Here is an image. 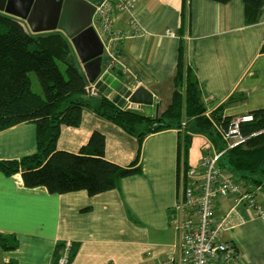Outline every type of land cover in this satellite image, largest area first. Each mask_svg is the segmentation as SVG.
I'll list each match as a JSON object with an SVG mask.
<instances>
[{
  "label": "crops",
  "instance_id": "crops-1",
  "mask_svg": "<svg viewBox=\"0 0 264 264\" xmlns=\"http://www.w3.org/2000/svg\"><path fill=\"white\" fill-rule=\"evenodd\" d=\"M71 1L94 7L95 0ZM132 12L140 32L127 34L114 48L116 64L110 77L120 86L128 90L144 87L153 96V109L163 113L171 103L178 50L183 48L200 102L209 114L220 108L221 117L235 121L264 109V0L251 21L245 0L226 4L134 0ZM75 15L76 11L68 26L77 21ZM130 15L114 12V28L129 31ZM8 16L34 34L25 21ZM94 20L92 15L91 25ZM51 33L59 34L69 45L65 64L93 83L95 79L89 78L72 41L58 28ZM102 49L105 52L99 56L96 75L111 63L106 52L112 48L102 45ZM89 103L78 127L61 126L57 150L77 154L97 132L104 138L107 161L124 168L137 160L139 171L120 179L115 189L95 196L85 191L58 195L43 187L26 188L20 173L6 176L0 172V264H155L178 258L173 208L185 177L177 167L178 130L147 134L140 143L97 116L94 100ZM119 109L145 112L144 107L131 104ZM35 137L32 123L0 131V160L33 154ZM206 139L191 135L187 168L200 164ZM259 197L264 212V196ZM216 218L229 226L222 237L236 245L243 264H264V222L252 209L222 198ZM71 245H77V251L66 263Z\"/></svg>",
  "mask_w": 264,
  "mask_h": 264
},
{
  "label": "trees",
  "instance_id": "trees-1",
  "mask_svg": "<svg viewBox=\"0 0 264 264\" xmlns=\"http://www.w3.org/2000/svg\"><path fill=\"white\" fill-rule=\"evenodd\" d=\"M211 1L226 4L230 0ZM261 1L245 0L248 21ZM261 51L264 53V44ZM69 53L67 41L59 34H30L18 20L0 13V131L23 123H32L36 131V151L20 159L0 160V172L6 176L20 173L26 188L43 187L58 195L85 191L95 196L115 189L120 179L139 171L137 160L124 168L107 161L104 138L97 132L77 154L57 150L61 126L78 127L82 111L92 100L98 102L94 109L97 116L140 143L147 134L178 130L177 167L183 171L187 169L191 134L181 127L182 123H190L193 133L207 137L217 136L216 129L225 135L232 126L233 119L221 117L220 108L206 115L183 48L178 50L171 103L155 122L144 113L119 109L104 96L87 98L84 76L64 62ZM32 73L40 93L32 90ZM250 115L251 121L239 125L245 141L224 158L223 166L231 175L260 184L264 178V109ZM76 251L77 245L69 246L66 263Z\"/></svg>",
  "mask_w": 264,
  "mask_h": 264
},
{
  "label": "built area",
  "instance_id": "built-area-1",
  "mask_svg": "<svg viewBox=\"0 0 264 264\" xmlns=\"http://www.w3.org/2000/svg\"><path fill=\"white\" fill-rule=\"evenodd\" d=\"M131 2L132 0H101L96 5L93 18L106 37L111 38V9L114 7L118 11H126ZM129 24L131 28L124 31V34L137 35L140 26L134 17ZM121 37L122 35L118 36ZM105 48L111 47L105 45ZM251 120V117H246L233 121L234 125L228 132L237 134L235 145L245 140L239 134V124ZM182 184V193L173 209L179 239L178 258L155 264H240L235 246L223 243L214 229V211L218 196L233 195L236 201H244L255 207L256 213L264 222V212L254 203L251 186L248 182L237 183L228 173H221L216 166V159L208 155L203 157L198 167L187 171Z\"/></svg>",
  "mask_w": 264,
  "mask_h": 264
},
{
  "label": "water",
  "instance_id": "water-1",
  "mask_svg": "<svg viewBox=\"0 0 264 264\" xmlns=\"http://www.w3.org/2000/svg\"><path fill=\"white\" fill-rule=\"evenodd\" d=\"M74 11L77 21L68 26ZM93 12L94 7L71 0H0V13L25 21L34 34L53 32L57 28L62 30L67 39L75 45L81 63L85 64L89 74L93 71V64H98L102 54V44L91 26ZM45 23L48 28H41ZM93 78L96 79L97 75L94 74ZM95 87L100 96H104L119 108L126 109L131 104L144 107L146 113L152 110L153 96L142 86L128 90L104 76ZM262 190L264 192V184Z\"/></svg>",
  "mask_w": 264,
  "mask_h": 264
},
{
  "label": "rangeland",
  "instance_id": "rangeland-1",
  "mask_svg": "<svg viewBox=\"0 0 264 264\" xmlns=\"http://www.w3.org/2000/svg\"><path fill=\"white\" fill-rule=\"evenodd\" d=\"M101 0H95L94 1V11H95V7L96 5L100 2ZM133 7H134V0H132L131 2V5L128 6V9L126 11H118L116 10L114 7L111 9V15H110V20H111V38H108L106 37V35L102 32V30L99 28V25L96 21H94L93 25L91 26H94L96 27L97 31H96V34L99 38V40L101 41V44L102 45H107L109 47L112 48L111 52L107 53L106 52V55H108V57L110 58V62L109 64H105L103 65L104 66V71H102L101 73H99L97 75V78L95 79V81L92 83V82H87L88 86L85 88V91H86V96L87 98H91V99H96V83L99 82V81H102V78L104 76H106L107 79H111V82H114L116 81L118 83V81L115 79V78H112L110 77V74L112 72V69L114 68V63L116 64V54H115V50L114 48L115 47H118V45L122 42V40L127 36L124 34V31L121 30V29H115L114 28V21H113V14L114 12H130L131 15L128 19V25H129V28L130 27V24H129V21L131 18H136V16L132 15V10H133ZM139 25V24H138ZM119 35H122L121 38H118ZM172 37V36H171ZM103 50V49H102ZM104 51V50H103ZM105 52V51H104ZM85 66V64H84ZM108 66H110V68H108ZM96 67H97V64H93V71L91 72V75L89 74V78L90 79H94L93 76L94 74H96V72H94L96 70ZM98 68V67H97ZM106 69V70H105ZM110 69V70H109ZM30 79H31V84H32V90L33 92L35 93H40V87L38 85V82H37V79L35 77V75L32 73L30 75ZM100 96V95H99ZM102 97V96H100ZM94 104L95 106L97 107V104L98 102L96 100H94ZM152 112V114H151ZM151 112H148L147 113V116L148 118L150 119L151 122H155V121H158V119L162 116V113L160 111L156 112V108L153 109L152 107V110ZM154 112V113H153ZM145 113L144 111L141 113L143 114ZM207 116H209V113L207 112L206 113ZM241 123H244V122H241ZM240 123V124H241ZM190 124V123H189ZM188 123L185 125V123H182L181 127L184 128V130L187 132H189L192 136L193 135H196V134H200L202 135L203 137H207L206 135H204L203 133H193L192 131L193 130V126H190ZM239 124V125H240ZM232 125H234V122L232 123ZM146 128V126L144 127ZM216 129V128H215ZM230 129V128H229ZM216 133L218 132L217 136L216 134L215 135H209L205 141V145L203 146V155H202V158L201 160L203 159V157L205 156H210L211 158L213 159H216V166L217 168L220 170L221 173H228L230 176H231V179L237 183H240V184H244L246 182H248V184L251 186V189H252V194H253V199H254V203L260 208V210L262 211L263 210V207L262 205L259 203L258 199L260 198L259 196H264V192L262 191V185L264 184V178L263 180L261 181L260 184H256V183H253L251 181H249L248 179H244V178H241L239 175H235L237 176L238 178L234 177V175L231 173H229L228 170H226L223 166V162H224V158L226 156H228V154L235 149L236 146H239L241 145L242 143L240 144H237L235 145L237 142H236V137H237V134H229L226 133L227 135H224V133H221L218 129H216L215 131ZM179 133V132H178ZM239 134H240V131H239ZM241 135V134H240ZM230 137V138H228ZM214 140V141H212ZM190 146V145H189ZM188 151H189V148H188ZM201 162V161H200ZM199 166V165H198ZM197 166V167H198ZM191 168H196V167H191ZM190 167L187 168L184 172H185V175L187 173V171L189 169H191ZM264 175V173H263ZM240 178V179H239ZM242 180V181H241ZM233 195H231V197H221V196H218L217 197V202H216V208H215V218H216V212H217V203L220 199L222 198H225V199H232L234 204L236 205H240V206H244V207H247V208H250L254 211V213L256 214L257 217L258 214L256 213V209L255 207H252L250 206L248 203L244 202V201H236V198H233L232 197ZM259 197V198H258ZM260 200V199H259ZM176 205V204H175ZM174 205V207H175ZM174 209V208H173ZM216 222L214 223V229L217 233L218 236H220V240L223 242V243H228V244H232L235 246L237 252H238V257H239V262L240 264H243L242 263V258H241V254H240V251L237 249L236 245L232 242H224V238L222 237V234L223 232H225L226 230L229 229V226H226V224L223 222V221H218V218H216L215 220Z\"/></svg>",
  "mask_w": 264,
  "mask_h": 264
},
{
  "label": "clouds",
  "instance_id": "clouds-1",
  "mask_svg": "<svg viewBox=\"0 0 264 264\" xmlns=\"http://www.w3.org/2000/svg\"><path fill=\"white\" fill-rule=\"evenodd\" d=\"M233 122V121H232ZM249 122V121H248ZM245 141V140H244ZM237 147V146H236Z\"/></svg>",
  "mask_w": 264,
  "mask_h": 264
}]
</instances>
